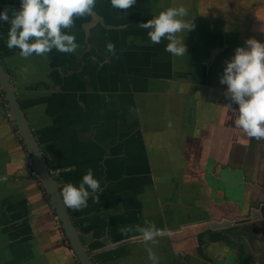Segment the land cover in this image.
I'll return each mask as SVG.
<instances>
[{
  "label": "crops",
  "instance_id": "crops-1",
  "mask_svg": "<svg viewBox=\"0 0 264 264\" xmlns=\"http://www.w3.org/2000/svg\"><path fill=\"white\" fill-rule=\"evenodd\" d=\"M179 6L194 25L178 34L185 57L138 26ZM19 7L0 0V12ZM9 28L0 59L61 190L89 168L100 182L99 201L68 208L95 264H150L146 247L159 264H264V220L246 221L264 205V140L235 127L219 83L235 48L264 43V0H136L127 12L96 0L64 30L74 52L27 59L7 48ZM8 112L0 86V264H80ZM146 222L171 235L146 246Z\"/></svg>",
  "mask_w": 264,
  "mask_h": 264
},
{
  "label": "clouds",
  "instance_id": "clouds-1",
  "mask_svg": "<svg viewBox=\"0 0 264 264\" xmlns=\"http://www.w3.org/2000/svg\"><path fill=\"white\" fill-rule=\"evenodd\" d=\"M110 3L113 8L127 12L136 0H110ZM95 5L96 0H20L18 10L0 12V22L10 24L7 48L18 49V55L25 59L33 54L45 56L53 49L70 54L79 45L75 36L64 30H70L76 18L91 15ZM187 16L188 10L183 6L168 7L138 26L148 30L147 36L153 44H160L165 39L169 42L166 52L174 57H185L184 37L178 34L193 29L192 21L185 19ZM108 48L111 51L114 46L109 44ZM224 63L226 67L219 83L227 86L224 95L231 103L225 107L237 114L235 127L249 140H264V43L249 38L243 47L235 48L234 55ZM232 104L238 108L232 109ZM100 191V182L89 168L78 187L68 183L63 186L60 196L67 208L80 211L87 207L90 196L99 201L95 194ZM146 224L145 227H137L146 246L155 244L160 235H171L170 230L157 229L150 222ZM146 251L150 264H159V257L152 248L146 247Z\"/></svg>",
  "mask_w": 264,
  "mask_h": 264
},
{
  "label": "water",
  "instance_id": "water-1",
  "mask_svg": "<svg viewBox=\"0 0 264 264\" xmlns=\"http://www.w3.org/2000/svg\"><path fill=\"white\" fill-rule=\"evenodd\" d=\"M0 86L7 102L8 111L13 120L20 137L30 155L31 161L35 170L38 173L39 180L42 183L47 195L50 198L52 207L60 222L61 229L69 241V244L74 251L77 261L80 264H95L90 253L82 240V233L76 228L69 209L63 204L60 196L61 185L52 174L49 165L44 158L41 148L39 147L35 136L29 126L26 115L17 99L13 84L12 76L4 68L0 59ZM264 220V205L259 208L252 209L250 217L246 221ZM230 223H215L216 228H221Z\"/></svg>",
  "mask_w": 264,
  "mask_h": 264
},
{
  "label": "built area",
  "instance_id": "built-area-1",
  "mask_svg": "<svg viewBox=\"0 0 264 264\" xmlns=\"http://www.w3.org/2000/svg\"><path fill=\"white\" fill-rule=\"evenodd\" d=\"M7 115H8L7 117H8V119H9V121L11 122V124L14 125V122H13V120L11 119L9 112H8ZM31 164H32V162H31ZM31 175H32L37 181H39V176H38V173H37V171L35 170L34 166H32ZM58 224L60 225L59 220H58Z\"/></svg>",
  "mask_w": 264,
  "mask_h": 264
},
{
  "label": "flooded vegetation",
  "instance_id": "flooded-vegetation-1",
  "mask_svg": "<svg viewBox=\"0 0 264 264\" xmlns=\"http://www.w3.org/2000/svg\"><path fill=\"white\" fill-rule=\"evenodd\" d=\"M30 156V155H29ZM66 241H67V243L69 244V241L67 240V238H66ZM70 245V244H69ZM71 247V246H70Z\"/></svg>",
  "mask_w": 264,
  "mask_h": 264
}]
</instances>
